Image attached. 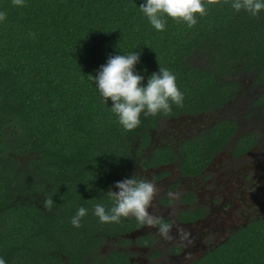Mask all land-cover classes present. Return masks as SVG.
<instances>
[{"label": "trees", "instance_id": "trees-1", "mask_svg": "<svg viewBox=\"0 0 264 264\" xmlns=\"http://www.w3.org/2000/svg\"><path fill=\"white\" fill-rule=\"evenodd\" d=\"M145 3L24 0L19 7L0 0L6 13L0 22V258L6 264H130L123 251L99 252L106 239L129 243L124 236L137 221L101 223L95 205L113 206L107 192L133 176L161 123L227 106L241 89L232 79L239 73L264 84V10L253 17L235 11L231 0H221L222 7L205 0L207 15L197 14L194 27L165 16V30L157 31L140 10ZM136 52L143 86L167 68L184 102L167 116L142 114L141 125L128 132L89 76L111 56ZM236 131V122L223 120L181 144V172L206 169ZM255 143L252 135L240 137L232 152ZM177 158L164 147L142 159L148 168ZM46 197L53 199L50 211L41 204ZM80 207L87 214L75 228L71 219ZM193 264H264V218Z\"/></svg>", "mask_w": 264, "mask_h": 264}, {"label": "clouds", "instance_id": "clouds-1", "mask_svg": "<svg viewBox=\"0 0 264 264\" xmlns=\"http://www.w3.org/2000/svg\"><path fill=\"white\" fill-rule=\"evenodd\" d=\"M229 0H223L228 3ZM13 5L23 7L24 0H12ZM207 5L223 6L221 0H206ZM205 0H146L140 6L141 12L147 17L157 31H164L166 27L165 16L176 23H185L189 28L197 24V14L200 17L207 15L208 9ZM231 7L239 12L244 10L251 16L257 17L264 10V0H231ZM6 19V13L0 12V22ZM34 37V33L30 34ZM140 56L136 53L128 55L111 56L106 65L101 66L95 81L104 102L112 101L111 111L117 116L119 124L125 131L131 132L141 125V115L145 117L167 116L172 111V105L182 107L184 95L176 83V76L167 68L160 67L159 73H153L148 79L147 86H143V77L136 71ZM118 191L109 190L106 197L113 201V206L108 209L103 204H96L94 214L104 224L120 223L122 218H135L137 223L148 228H156L158 235L165 241L175 238L171 232L175 226L179 235V245L188 247L193 243L191 233L184 227L166 222L163 217L150 214L154 200L160 195L162 189L157 187L154 180L140 178L134 175L115 183ZM170 201L180 200V191H168ZM43 208L50 211L53 199L46 197L41 201ZM158 211V209H155ZM87 210L80 207L71 219L75 228L82 227L81 219ZM172 215H175L173 212ZM189 254L186 259H191ZM0 264H6L0 258Z\"/></svg>", "mask_w": 264, "mask_h": 264}, {"label": "flooded vegetation", "instance_id": "flooded-vegetation-1", "mask_svg": "<svg viewBox=\"0 0 264 264\" xmlns=\"http://www.w3.org/2000/svg\"><path fill=\"white\" fill-rule=\"evenodd\" d=\"M238 82L241 85V89L234 99L235 101L233 100L234 103H240L243 99L248 97V99H251V109L247 110L246 107L244 108V110H246L247 112H251L252 110H254L257 113L261 112L262 110L264 111V104H257V101L262 99L261 96L264 95V88L262 90H253L252 88H250L251 95L248 96L246 94V89L244 88L243 90L242 81L238 80ZM257 86L264 87V84H257ZM243 91L245 92V95L241 96L240 94H242ZM233 101L229 102L226 107H228L230 104L233 105ZM198 117L200 116H197V118ZM188 120H192V117H186L172 121L166 120L161 123L158 128L153 130L151 132L150 146L147 149H144L142 157L138 158V163L133 169L132 175H137L138 177L142 178L143 176L149 174L146 179L154 180L157 186L162 189V192L158 196V200L156 202H153V211L150 214L161 216L166 222H174V225L184 227L186 231H189L191 233V239L193 243L188 247L179 245L177 242L179 240V235L176 231L175 226L171 232V235L175 239L169 242L165 241L161 236L158 235V230L156 228H148L147 226H141L137 223L138 227L124 236V238H127L129 243L131 242L133 245H136V249L134 247L131 248L133 251H138L141 254H148V252H152L154 258L156 259L152 262L142 261L138 264H151L154 262L160 264H169L170 259L178 260L179 264H193L205 257L211 250L216 249L217 247L222 245L232 234L238 232L241 228L246 227L249 224H241L240 226L236 225L234 228L229 229L232 231L227 233L225 238H222L220 240L213 236L221 229V222L225 220L224 216H226L225 210L226 208H229L230 204H227V202H223L216 205L217 198L220 197L221 191L217 190L215 197L214 190L210 188V184H212L213 181H210L208 174L214 164L216 157L219 156L220 153L228 152L232 159H240L254 153L258 148L257 146L260 142L258 135L253 131H246L240 134V126L238 121L232 117L224 116L217 121L210 122L205 130H201L202 127L192 128V130L184 133V136L181 135L175 145L174 142L170 143L168 141H166L162 146L157 144L155 140L156 134L162 133L165 136L170 132V130H172V128H165L166 125H169L171 122H177L181 124L187 122L186 126L189 128L191 127V124ZM223 120L234 121L237 124V131L236 134L231 138V142L226 145V147L221 152L215 155L206 169H204L197 175L190 176L182 173L179 163V160L181 158L179 153L181 144L194 139L199 134L209 130L211 127L215 126ZM193 123L194 121L192 122V124ZM193 130L201 131L193 134ZM246 135H252L253 137H255V145L251 146L250 149H246V147L241 146L242 151H239L240 154L234 155L232 152L234 144L240 137ZM171 137L175 141L176 137L172 133ZM164 147L170 148L178 157L177 160L169 163L152 165L151 167L146 168L144 166L142 158L150 160L156 150ZM256 166H258V164ZM166 170H168L169 172H166ZM261 172L262 174H264V169H261ZM254 180L255 179L251 181V184L248 187L253 191V193L256 192L260 196V198H264V193L262 191L256 190L257 184L254 183ZM184 184L186 185V188L181 190ZM117 190L118 189L114 188L112 191ZM168 191H180L182 193L180 200L170 201L166 195ZM155 209H158V211H156ZM173 212L175 213V215H172ZM146 239L147 241L150 240L151 244H147ZM114 240L119 244L118 249L115 250H120L127 254V252L124 250L126 246L120 243V239L114 238ZM154 253L156 254L154 255ZM189 254H191L192 258L186 259ZM130 264H135V260L130 259Z\"/></svg>", "mask_w": 264, "mask_h": 264}, {"label": "rangeland", "instance_id": "rangeland-1", "mask_svg": "<svg viewBox=\"0 0 264 264\" xmlns=\"http://www.w3.org/2000/svg\"><path fill=\"white\" fill-rule=\"evenodd\" d=\"M232 79L242 81L243 90L244 88L246 89V94L248 96L251 95L250 88L253 90H262L264 88L262 86H257L246 73H239L233 76ZM240 95H245V92L243 91ZM234 101L232 103L233 105L230 104L228 107L225 106L210 115L200 116L198 118L197 116L192 117L194 123L192 124L193 121L188 120L191 124L189 128L186 126L187 122L183 124L171 122L169 125L165 126V128H172L167 135L164 136V134L158 133L155 136V140L160 146L166 141L170 143L174 142L175 145L181 135L184 136V133L192 130V128L202 127L201 130H205L210 122L217 121L224 116L232 117L238 121L240 134L246 131H253L258 135L260 142L254 153L240 159H232L228 152L220 153L209 171L208 176L210 181L214 183L210 184V188L214 190L215 197L217 190L221 191L220 197L217 198L216 205L223 202L230 204L229 208L225 210L226 216H224L225 220L221 222V229L213 235L218 240L225 238L227 233L232 231L229 229L234 228L236 225L250 224L253 220L264 218V198H260L256 192L253 193L248 187L251 181L255 179L254 183L257 184L256 190L264 193V174L261 172V169H264V111L262 110L257 113L254 110L251 112L244 110L246 107L247 110L251 109V99H248V97L243 99L240 103H234ZM201 130H193V134ZM171 133L176 137L175 141L172 139ZM257 164L258 166H256ZM166 172L169 171L166 170ZM148 175L149 174L142 178H146ZM185 188L186 185L184 184L181 190ZM157 200L158 197L154 202ZM152 211L153 209L150 208L149 212L151 213ZM124 246H126L124 250L127 252L130 259L135 260V264L142 261L152 262L156 260L152 252L141 254L138 251H133L131 248H135L136 245H133L131 242ZM118 247L119 244L117 241L114 239H106L99 253L103 256H107L113 250L118 249ZM169 264H179V261L170 259Z\"/></svg>", "mask_w": 264, "mask_h": 264}]
</instances>
